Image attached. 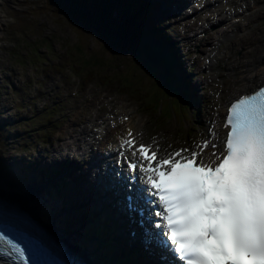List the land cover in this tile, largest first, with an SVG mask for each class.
<instances>
[{
	"label": "rangeland",
	"instance_id": "374dc122",
	"mask_svg": "<svg viewBox=\"0 0 264 264\" xmlns=\"http://www.w3.org/2000/svg\"><path fill=\"white\" fill-rule=\"evenodd\" d=\"M97 3L98 0H0V62L6 60L4 68L17 69L21 79L32 78L44 71L45 75L41 78V86L38 90L35 89V93L50 97L58 96L62 99L67 97L69 99L68 106L72 110L63 114L67 126L75 127L77 118L78 122H84V116H87V114L90 116L89 109L94 104L87 98L88 90L87 87H83V76L97 74L101 77H107L95 80L100 85L97 83L92 85L90 87L92 91H97L99 95H101L102 91H107L108 95L115 96V100L118 102L116 108L122 110L123 113L128 114L136 111V120H139L140 128L146 131L147 138L151 137V135H157L159 137H167L171 141L177 139L178 141L175 142L176 147L189 143L182 142L180 138L192 132L191 119H185V126L181 130L180 127H182L183 123L180 125L178 122L187 115V112L191 114L192 107L187 105V111L181 107L179 97L177 95L174 96L167 86L168 76L166 69L163 66L154 64L152 65L154 71H152L148 60L150 54L128 42L120 30L112 29L113 27L108 20L107 25L101 15H107L108 11H103L102 6L97 8ZM244 6L246 7L245 15L249 18L247 23L249 27H245L244 24L231 23L230 26H227L228 34H225L227 38L235 30V38L241 39L244 43L238 46L235 54H227L224 60H236L237 64L242 60L241 68L247 71L251 69V75L256 78L262 73V68H264L260 64L264 56V0H237L233 3L235 14L240 13L239 9ZM253 6L259 8V12H254ZM176 18L168 19L171 20L170 24L179 25V32L184 35L176 34L175 30L167 31L173 33L175 40H185L187 37L192 38L191 33L186 28H183L182 23H178ZM211 19L212 17L209 18L208 22ZM205 22H207V19L203 20L202 25L199 24V33L203 32V24ZM188 26L192 31L191 21H189ZM243 30H249L250 32L244 35ZM217 31L220 32V30ZM222 31H225V29L223 28ZM212 37L206 39L205 42L199 41L196 43L193 38L192 42L179 47L183 60H186V55H189L185 67L186 70H191L190 68H192L191 74L189 72L188 74L191 75V77L189 76L191 82L197 84V88H199L198 94L201 96L199 102L204 105L202 112H205L207 104L212 102L215 89L210 87V82H207L205 78L204 80L199 78L200 69L198 70L197 68H201V65L205 64L207 57L206 48L209 52V47L212 45ZM253 41L256 42L254 47L256 51L253 48V53H250V56L254 57L257 54V56L259 55L257 59L262 56L258 62H256L257 59L253 60V62L245 61L248 51L252 50L250 45H252ZM193 45L196 49H193ZM186 46L190 47V49H185ZM193 53L199 55L197 60H195L196 55ZM56 66L60 67L61 72L56 70ZM226 67H231V65ZM241 68L235 70L236 76L241 72ZM82 72L85 73L83 74ZM4 75L5 73H0V82ZM251 75L245 73L244 76L246 78ZM119 76L131 79L127 81L122 77L120 79L117 78ZM33 80L35 83V79ZM157 81L158 84H156ZM232 82H235V80L231 79ZM131 83H135V85L131 91L127 92L124 88ZM79 86L80 88L78 89ZM135 90L137 91V96L132 93ZM77 91L79 92L78 95L74 96L73 94ZM6 92V87H3L1 91L2 98L6 97ZM108 95H101L97 100ZM122 101L128 102H123L122 104ZM85 102L90 104L83 109L81 106ZM147 105L155 108H148ZM76 108H79V110L73 111ZM99 115L104 117V113ZM142 117H146V119ZM56 121L57 123L62 121L60 115L56 118ZM194 128L196 129L197 138L193 141H196L200 131H198V128ZM68 132L63 127H60L57 135L65 137ZM195 135L191 134L190 139H194ZM6 155L0 151V179L12 186L19 185L21 183L18 182L19 180L15 176L7 177L9 173L12 174L10 171L8 173L2 169L3 162L1 160L3 158L7 160ZM51 160L54 162L53 157ZM22 183L27 184L29 182ZM47 193H49L48 189L46 191V202L44 200V203L48 205ZM7 195L12 196L10 194ZM54 212V219L57 222L63 223L64 220H67V222L72 220V218L64 216L63 212L58 210H54ZM40 216H42V213ZM44 216L47 220L55 221L47 213ZM71 236L75 237L74 234ZM68 240L74 244L77 241L71 237ZM87 245L88 243H85L82 247L86 248Z\"/></svg>",
	"mask_w": 264,
	"mask_h": 264
},
{
	"label": "snow or ice",
	"instance_id": "6c2138e0",
	"mask_svg": "<svg viewBox=\"0 0 264 264\" xmlns=\"http://www.w3.org/2000/svg\"><path fill=\"white\" fill-rule=\"evenodd\" d=\"M224 126L225 138L165 157L131 130L122 141L161 209L145 244L181 264H264V86L232 103ZM41 252L0 231V264H42Z\"/></svg>",
	"mask_w": 264,
	"mask_h": 264
},
{
	"label": "bare ground",
	"instance_id": "6f19581e",
	"mask_svg": "<svg viewBox=\"0 0 264 264\" xmlns=\"http://www.w3.org/2000/svg\"><path fill=\"white\" fill-rule=\"evenodd\" d=\"M120 0H118L117 2V5L119 6V8L121 9V11L125 14L126 12L123 11L122 9H133L131 8V6L128 4V3H125V2H122L120 3L119 2ZM208 2V5L209 6H214L216 3H218V1H215V4H212V2L210 0H207ZM177 1H175L173 4H176ZM246 8V7H244ZM142 14H143V11L141 10ZM108 15L110 16V19L115 22L118 26L122 27L123 26V19L122 17L119 15V12L118 11H113V12H108ZM103 31H105L103 29ZM149 40V39H148ZM150 43H152L154 45L153 42H151V40H149ZM149 49V48H148ZM151 51V50H150ZM153 53V52H152ZM157 57V56H156ZM216 54H214V58H216ZM179 59V56L177 55V60ZM115 68V67H114ZM263 69V68H262ZM252 76V75H251ZM258 79H255V80H252V77L250 78H247L246 79V84L244 85H241L239 86L237 89H236V92L234 95H237L238 93H241V92H246V91H250L252 88H254L257 84H258ZM156 84H158V81L156 82ZM194 89V87H192ZM193 93V90L189 91V94ZM88 100L90 102H93V101H96L97 99L100 98V95L97 91H94L92 92L88 97ZM198 104H200V102L198 101ZM220 105H222V109H226V104L224 103H221ZM123 108V107H122ZM214 112H217L218 113V116H220V112L219 110H214ZM125 117L122 116L121 119ZM120 119V120H121ZM213 119V117H212ZM128 123H126L125 125H128V126H131L133 129H135L136 127V122H135V119L134 117H131L130 116V120L129 121H126ZM101 125V128L100 130L101 131H107V127H105L104 123L100 124ZM101 132H93L92 131V134L94 137H98L100 136L101 137ZM96 140L95 138L94 139H83L84 143L83 145L86 147L87 146V150H89L90 148V144ZM109 146L111 148H114V146H116L118 144V141L116 140L115 137L113 136H110L109 138L105 139ZM62 141V139H61ZM99 152V151H98ZM69 160H68V156L64 157V160L61 161V164H68ZM109 166V165H107ZM85 167L82 166L80 167V171H84L85 173L89 172L90 168H87V169H84ZM106 169V167L102 166V167H98L96 168V170L94 171H90L92 172L91 176L88 178V181L84 182L87 186V189L91 190V188H95V185H94V176H96L98 173L99 174H104L102 171H104ZM50 180V178H49ZM21 184L19 185H16V186H12L10 184H8L6 181H3L0 179V197L4 198L5 200L9 201V202H13L15 204H17L18 206L24 208L26 211H28L31 215L37 217L39 220H43L45 223L49 224L54 230H60L61 229V224L58 223L57 221H51V220H47L45 218V214L47 213L46 212V209H45V205L46 203H44V194H45V191H47L48 188H44L43 186L41 185H38V184H34V183H27V184H24L22 182H20ZM143 190H147L146 188H143ZM4 192V193H2ZM6 193V194H5ZM7 194H10L12 196H9ZM14 196V197H13ZM16 198V199H14ZM90 200H88L89 202ZM84 209V206H78V204H75L71 210H70V215H74L77 216L81 210ZM42 213V216H40V214ZM40 216V217H39ZM84 217V216H82ZM85 219V218H84ZM89 225V224H88ZM111 226V225H110ZM152 227V226H151ZM91 228V226H90ZM70 227L67 229V231H69ZM157 231H160V229L156 228ZM54 233L58 234V232H55L53 231ZM69 235L71 236L72 233H69ZM119 235V234H118ZM96 237H98L100 243L103 245V247H106V248H110V246H115V239L112 240L110 237V234L108 232H106V234H103L102 237H99L96 235ZM72 238V237H71ZM73 239V238H72ZM76 240V238H74ZM69 243L75 245L77 247V249H79L78 252H80L82 255L84 254L85 256H87L86 252H88V246H86V248H83L82 246L84 245L83 243H77V244H74L73 242L69 241L68 239H66ZM91 246V245H90ZM92 247V246H91ZM94 249L96 251H99L97 250L96 246H93ZM106 250V249H105ZM105 250H100V252L96 253V255L99 257H102V258H105L107 259V256H106V251ZM86 251V252H85ZM77 252V253H78ZM88 262H91L89 260V258L87 259ZM108 260V259H107ZM92 261H94V263L97 261H95L94 259H92ZM176 264H181V262L179 260L176 261Z\"/></svg>",
	"mask_w": 264,
	"mask_h": 264
},
{
	"label": "clouds",
	"instance_id": "9594fccd",
	"mask_svg": "<svg viewBox=\"0 0 264 264\" xmlns=\"http://www.w3.org/2000/svg\"><path fill=\"white\" fill-rule=\"evenodd\" d=\"M0 71H1V73H5V75H6V73L8 72L7 68H4V66H2V65H1ZM22 94H23V96H24V95H26L27 93H22ZM1 105H2V104H0V106H1ZM2 106L8 107V105H2ZM31 109H32V108H27V110H28V117H29L30 114H31ZM7 177H9V176H7ZM43 187L45 188L46 186L43 185ZM46 188H47V187H46ZM48 204H49V203H48ZM46 205H47V203H46Z\"/></svg>",
	"mask_w": 264,
	"mask_h": 264
},
{
	"label": "trees",
	"instance_id": "16d2710c",
	"mask_svg": "<svg viewBox=\"0 0 264 264\" xmlns=\"http://www.w3.org/2000/svg\"><path fill=\"white\" fill-rule=\"evenodd\" d=\"M98 249V248H97Z\"/></svg>",
	"mask_w": 264,
	"mask_h": 264
}]
</instances>
